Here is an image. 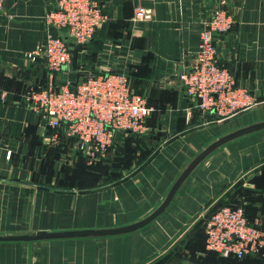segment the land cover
Here are the masks:
<instances>
[{"label": "crops", "instance_id": "0c3cea01", "mask_svg": "<svg viewBox=\"0 0 264 264\" xmlns=\"http://www.w3.org/2000/svg\"><path fill=\"white\" fill-rule=\"evenodd\" d=\"M108 20L86 44L69 39L73 59L51 79L24 53L47 39L57 0H6L0 13V235L74 233L129 226L154 212L183 173L168 207L138 229L105 235L0 240V264H264V247L225 257L206 246L210 214L243 204L264 230V0H96ZM235 17L217 37L222 65L256 103L223 117L189 97L178 72L215 6ZM153 17L135 19L139 7ZM66 37V31L52 28ZM184 52L188 58H184ZM125 73L154 111L148 129L115 130L108 153L90 163L66 125L53 128L25 99L49 82L89 73ZM8 152L11 155L8 156Z\"/></svg>", "mask_w": 264, "mask_h": 264}, {"label": "built area", "instance_id": "2783aa9c", "mask_svg": "<svg viewBox=\"0 0 264 264\" xmlns=\"http://www.w3.org/2000/svg\"><path fill=\"white\" fill-rule=\"evenodd\" d=\"M5 2L0 0V13ZM152 17L150 7L135 11V19ZM107 20V13L96 0H57L55 9L46 14V42L24 56L32 63H44L54 80L55 74L72 62L69 39L86 44ZM234 25V15L223 5L215 6L203 21L198 47L178 72L186 94L197 99L199 108L223 117L234 116L256 103L250 91L238 86L235 76L219 60L217 37ZM52 28L65 30L66 37L54 34ZM183 57L188 55L184 52ZM25 99L51 127L65 124L90 163L108 153L115 130L147 131L154 111L145 95L131 90L125 73H89L79 77L77 85L51 81L30 90ZM206 246L222 256L241 258L264 247V230L257 221L250 220L243 204L224 205L207 220Z\"/></svg>", "mask_w": 264, "mask_h": 264}, {"label": "water", "instance_id": "95a60500", "mask_svg": "<svg viewBox=\"0 0 264 264\" xmlns=\"http://www.w3.org/2000/svg\"><path fill=\"white\" fill-rule=\"evenodd\" d=\"M78 80L75 82V85H77ZM252 128H247L245 130H241L240 132H237L236 134H233L231 136L225 137L222 140L217 141L215 144H213L211 147H209L207 150L202 152L190 165V167L183 173L180 180L176 184L175 188L170 192V194L167 196V198L164 200V202L149 216L141 220L140 222H137L135 224L129 225V226H123V227H117V228H105V229H99V230H85L81 232H74V233H65V232H38L34 234H18V235H0V240H37V239H44V238H51V237H59V236H66V235H105V234H115V233H124L128 231H132L135 229H138L140 227L145 226L146 224L150 223L153 219L158 217L170 204L175 189L182 180L187 176L190 169L194 167L196 163L200 159H202L208 152H210L215 147L219 146L220 144L226 142L230 138L240 135L241 133H245L250 131Z\"/></svg>", "mask_w": 264, "mask_h": 264}, {"label": "trees", "instance_id": "16d2710c", "mask_svg": "<svg viewBox=\"0 0 264 264\" xmlns=\"http://www.w3.org/2000/svg\"><path fill=\"white\" fill-rule=\"evenodd\" d=\"M229 204H235V203H229ZM229 204H225V205H229ZM223 206H224V205H223ZM220 207H222V206H220ZM220 207H219V208H220ZM219 208H217V209H219ZM245 208H246V207H245ZM217 209H216V210H217ZM216 210H214V211H216ZM214 211H213V212H214ZM246 211H247V210H246ZM213 212H212V213H213ZM212 213H211V214H212ZM211 214H210V216H211ZM210 216H209V217H210Z\"/></svg>", "mask_w": 264, "mask_h": 264}]
</instances>
